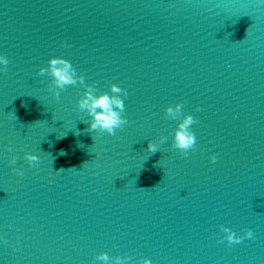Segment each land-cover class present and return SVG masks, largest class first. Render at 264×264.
<instances>
[{"label":"water","instance_id":"1","mask_svg":"<svg viewBox=\"0 0 264 264\" xmlns=\"http://www.w3.org/2000/svg\"><path fill=\"white\" fill-rule=\"evenodd\" d=\"M0 54V264H93L100 251L133 264H264L259 0H0ZM51 56L99 91L126 89L128 124L90 131L83 89L57 100L36 74ZM177 102L197 121L187 156L163 111ZM219 225L255 239L229 246Z\"/></svg>","mask_w":264,"mask_h":264},{"label":"clouds","instance_id":"2","mask_svg":"<svg viewBox=\"0 0 264 264\" xmlns=\"http://www.w3.org/2000/svg\"><path fill=\"white\" fill-rule=\"evenodd\" d=\"M259 2L264 4V0H259ZM62 46L67 47L68 45L62 42ZM8 64V57L0 54V72ZM36 74L49 78L48 91L57 100L67 86L79 85L83 89L76 100V107L79 112L89 118L86 123L90 131L106 133L111 136L115 134L117 129L128 124L129 121L124 115V100L128 93L126 89L121 88L119 85L112 83L109 84L108 91H99L94 83H86L85 76L80 74L69 60L61 56L49 57L46 66L39 67ZM163 111L167 119L176 121V126L172 132L171 146L182 155L187 156L189 150H194L196 145V135L191 129V125L197 122L196 118L191 113L183 110L182 102L169 104ZM167 141L168 137L163 135L157 141L150 140L147 145V152H157L160 150V145ZM60 154L64 155L65 153L61 150ZM23 158L29 167H35L40 160V157L33 152H25ZM209 159L215 162L217 157L211 155ZM16 161V156H12L9 161L13 166L12 171L17 176H22L24 170L15 166ZM219 230L223 234L220 237V242H225L229 246L240 244L245 240L255 239L252 228L243 229L242 234L224 225H219ZM93 264H133V258L127 254L110 256L108 252L100 251L94 255ZM135 264H152V261L148 258H142L136 260Z\"/></svg>","mask_w":264,"mask_h":264}]
</instances>
